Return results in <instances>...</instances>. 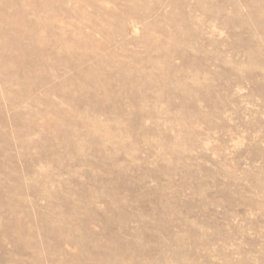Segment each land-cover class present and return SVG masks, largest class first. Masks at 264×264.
Returning a JSON list of instances; mask_svg holds the SVG:
<instances>
[{
  "label": "rangeland",
  "instance_id": "1",
  "mask_svg": "<svg viewBox=\"0 0 264 264\" xmlns=\"http://www.w3.org/2000/svg\"><path fill=\"white\" fill-rule=\"evenodd\" d=\"M0 264H264V0H0Z\"/></svg>",
  "mask_w": 264,
  "mask_h": 264
}]
</instances>
